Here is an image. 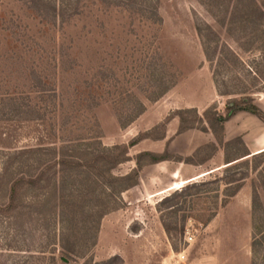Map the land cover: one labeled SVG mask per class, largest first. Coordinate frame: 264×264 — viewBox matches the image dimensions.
Here are the masks:
<instances>
[{"label": "rangeland", "instance_id": "1", "mask_svg": "<svg viewBox=\"0 0 264 264\" xmlns=\"http://www.w3.org/2000/svg\"><path fill=\"white\" fill-rule=\"evenodd\" d=\"M149 5L141 1L133 5L126 0H83L77 15H65L64 23L59 18L52 25L48 16H39L23 0H0V264L64 263L59 258L58 243L62 196L64 203L67 199L76 203L63 206L71 220L65 225L70 226L69 235L73 236L68 237V243L76 240L80 251L69 264H101L110 259H114L113 264H264V174L260 175L258 168L252 171L238 162L182 182L162 195L156 172L162 166L144 164L149 167L139 171L138 180L141 177L144 183L138 190L134 189L137 182L130 192L103 201L96 187L86 192V198L70 195L71 180L76 177L73 173L66 176L61 191H53L52 182L59 172L53 167L51 153L45 148L37 154L28 153L39 143L50 146L54 134L58 145L78 139L82 143L100 140L105 147L127 146L138 135L148 137L129 148L128 161L112 171L113 176L121 177L136 170L135 156L144 146L157 145L168 122L178 119L176 111L162 118L171 100L200 103L214 95L208 108L225 115L226 100L234 96L216 93L212 69L196 31H203L205 26L217 32L222 43L245 61L244 67L256 69V76L249 70H231L226 83L232 90L234 76L238 77L264 112V51L260 44L242 53L236 43L237 30L229 36L220 29L214 18L217 10L207 0H158L157 17L152 16L153 5ZM207 33L203 31L204 36ZM159 74L164 77L163 86L173 83L171 89L176 90L163 101L161 97L148 102L145 97H153L152 87ZM90 95L101 99L99 106H93ZM11 98L39 116L10 115L4 108ZM128 98L143 102L145 111L121 130L115 112L125 110ZM181 116L187 121L186 127H207L194 113ZM244 148L233 144L228 153L236 159L244 154ZM20 149L25 150L24 156L4 174L1 169L7 152ZM211 152L212 147L205 146L182 160L200 162ZM165 154L175 162L177 157L166 152L156 155ZM47 168L38 186H22L10 204V184L18 173L19 177H36ZM152 176L158 184L151 185ZM251 181L256 183L259 197L255 209L251 206ZM176 182L181 183V179ZM241 182L240 195L224 211L222 202ZM165 198L170 201L161 203ZM247 198L250 217L243 209ZM106 209L109 213L97 229L99 213Z\"/></svg>", "mask_w": 264, "mask_h": 264}, {"label": "trees", "instance_id": "2", "mask_svg": "<svg viewBox=\"0 0 264 264\" xmlns=\"http://www.w3.org/2000/svg\"><path fill=\"white\" fill-rule=\"evenodd\" d=\"M28 5H30L31 9H34L39 16L46 15L51 19V24L55 25L59 18H63L65 15L71 17L77 15V10L79 4L83 2V0H23ZM129 1L130 4L136 5L138 1L141 3H148L149 6L153 5L151 14L153 17H157L156 7L158 0H126ZM219 1V0H218ZM208 5L212 6L215 10H217V14L214 15L220 29L224 30L225 33L231 36L237 30L239 34L237 39V44L242 53H246L250 51L253 44H260L262 51H264V0H221V3L215 2L214 0H207ZM224 15L223 18L218 19L219 15ZM229 18L226 21V18ZM160 21V19H158ZM60 23H64L65 19L60 20ZM58 22V23H59ZM208 32L205 36L203 35V31ZM203 31L200 28H196L197 34L200 37V42L202 46V51L205 57V60L210 64L212 69V80L214 83V87L218 96L222 97H230L234 96L230 99L226 100L225 103V115H220L216 113L214 107L207 108L201 116L198 115L197 111L194 109H184L178 110L174 115L178 117L179 120V128L178 134L183 133L188 130L196 129L203 133H210L213 135L216 146L210 145L212 147V152L203 160L209 158L212 154H214L218 149H222L225 153V166L226 168H230L234 164L241 163V166L246 168L250 167L252 171H256L257 168L260 170V175L264 174V151L258 153L256 155L250 156L244 148V144L240 138L233 139L231 141L224 140V123L227 122L230 118H232L237 113H246L258 119L264 126V112L254 104L253 97L251 94H248V88L238 79V77L234 76V89H230L229 85L226 83L227 76L231 73V70H240L241 72H249L256 76L255 68L244 67L245 61L241 59V57L235 53L232 49H230L226 44H223L221 38L218 33L215 32L210 26H205ZM160 56L157 54L156 58ZM254 62V61H252ZM158 77V81L155 84V87H152V95L153 97H145L146 101L154 102L159 98L163 97L171 88V85L163 86L162 75L155 76ZM154 77V78H155ZM254 79V78H252ZM41 81L38 80V84ZM42 86V85H41ZM89 87V85H86ZM39 88V87H37ZM56 90H53L55 96L57 95ZM40 92V90H39ZM43 92V90H42ZM92 94V93H91ZM236 95H238L236 97ZM91 103L94 107L100 105V98H96L93 95H90ZM132 98H128L127 105H123L125 109L123 112L116 109L115 117L116 121L121 130L126 129L128 126L133 124L145 111L144 103L138 99L130 100ZM117 103V104H116ZM115 105L121 104L116 102ZM114 105V108H115ZM117 108V107H116ZM10 115L14 116H35L36 112L29 106L20 105L17 103V100L14 98L9 99V105L7 108H4ZM210 109L213 111L212 115H209ZM184 113H194L197 116L198 120L207 124V127L202 129H197L194 127H186V120L182 118V114ZM37 114V113H36ZM38 115V114H37ZM39 116V115H38ZM41 117V116H40ZM148 137L143 135H138L137 138L133 139L127 146H112L105 147L100 140L94 141L93 143H82V141L75 139L72 142H59L58 138L54 134L55 140L50 142V146L45 147L41 143H39L33 151H29L28 153L37 154L39 151L45 148L46 151L51 153L52 160L54 162L53 167L57 168L59 172L57 178L52 182V190L57 191L58 189L61 191L63 189L64 182H66V176L69 173L75 174V179H72V188L71 194L75 197L84 196L86 198V192L89 189H93L94 187L100 189L101 200L103 201L110 200L111 198H116L122 193L128 191L130 188L137 185L138 182V174L142 169L144 164H157L164 161H170L171 159L165 155H156L149 152H140L135 158L134 162L136 165V170L131 172L130 174L115 177L112 175V171L120 164L128 161V150L129 148L137 145L139 141L144 140ZM83 140V139H82ZM237 144L238 146H242L244 148V154L240 157L233 159L228 150L231 145ZM7 148V147H4ZM25 154V150H9L6 154V162L2 165L1 171L3 173H7L8 169L13 165L17 166V160H21ZM17 156V158H16ZM148 159V161L144 162L142 160ZM251 158V161H248ZM15 160V161H14ZM201 160V161H203ZM175 162H183L184 164H194L190 159L182 160L181 158L174 159ZM200 161V162H201ZM197 163V162H196ZM21 164V162H20ZM18 164L20 167L21 165ZM49 171V169H43L39 172L36 177H19V173L11 181L10 184V204L13 203L16 192L24 186H38L42 182V177ZM243 182L239 183L232 192L226 197L225 201L222 202L221 206H226L240 191L242 188ZM262 184H264V180H262ZM202 185V184H201ZM192 187H196V183L191 185ZM252 187V196H251V206L252 209L258 205L259 197L256 193V183L251 181ZM188 190L189 187H186ZM180 191V193H182ZM90 193V192H89ZM60 196V193L58 194ZM64 198L61 197V209L59 211V223H60V231H59V258L64 259V263L69 264L73 261L74 258L78 257L80 251H78L76 246V240L68 243L70 226H65L68 218V212L64 210L68 204L71 206L76 205L75 201L70 202V200H66L64 203ZM70 199V198H69ZM170 201L169 198H165L162 202ZM66 204V205H65ZM65 205V207H63ZM11 205L6 207L5 212L10 210ZM109 213V209L101 211L99 213L98 221L96 224V228L98 229L99 221ZM71 221V220H70ZM68 224V223H67ZM86 234V233H85ZM73 237V236H72ZM76 238V236H75ZM67 245H66V244ZM70 245V246H69ZM254 243L252 241L251 247L253 248ZM114 259H110L109 261L101 264H113ZM83 264H90L89 262H84Z\"/></svg>", "mask_w": 264, "mask_h": 264}, {"label": "crops", "instance_id": "3", "mask_svg": "<svg viewBox=\"0 0 264 264\" xmlns=\"http://www.w3.org/2000/svg\"><path fill=\"white\" fill-rule=\"evenodd\" d=\"M175 90L176 87L167 92L162 97V101L173 94ZM213 102L214 95L209 100H204L200 103L191 100H171V106L168 107L164 113H162V118H165L170 112L184 109H194L197 111V113L200 114L201 112H204ZM223 126L225 141H230L234 138H240L247 153H249L250 156L264 151V126L255 117L246 113H237L232 118H230ZM178 128L179 120L177 118H172L165 127L164 136L161 139L156 140L157 145L148 147L144 146L145 149H143L144 151L142 152H149L153 154H163L166 152L169 155L184 159L191 157L198 149L202 147L217 145L210 132L203 133L198 130H188L178 134ZM152 144H155V142H152ZM158 165L162 166V170L156 171L158 173V176L160 177L159 182L162 183V195L168 191H171L176 186L182 184V182L187 183L194 181L195 179L199 178V176L212 174L226 167L224 161V152L222 149H218L209 158L194 164L164 161L159 163ZM174 165H176L177 167L171 169L172 166L174 167ZM147 167L149 166H144L142 169H145ZM203 170L206 172H202ZM178 178L181 179V183L176 182ZM149 182L151 183V185L155 183L158 184L157 179H155L153 176L149 178ZM143 183L144 180L140 177L138 180V185L134 187V189L138 190L143 185ZM241 190L226 206H224V211L233 204V202L240 195ZM128 192H130V190L124 193ZM248 204H250V199H244L243 209L247 211L248 216L250 217V205Z\"/></svg>", "mask_w": 264, "mask_h": 264}, {"label": "built area", "instance_id": "4", "mask_svg": "<svg viewBox=\"0 0 264 264\" xmlns=\"http://www.w3.org/2000/svg\"><path fill=\"white\" fill-rule=\"evenodd\" d=\"M191 240H192V237H189V238L187 239L188 242H190Z\"/></svg>", "mask_w": 264, "mask_h": 264}]
</instances>
